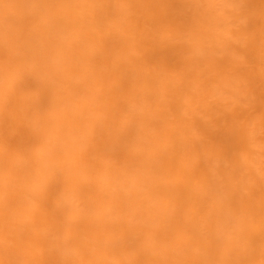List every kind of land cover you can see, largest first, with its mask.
<instances>
[{
    "label": "clouds",
    "instance_id": "9594fccd",
    "mask_svg": "<svg viewBox=\"0 0 264 264\" xmlns=\"http://www.w3.org/2000/svg\"><path fill=\"white\" fill-rule=\"evenodd\" d=\"M0 264H264V0H0Z\"/></svg>",
    "mask_w": 264,
    "mask_h": 264
},
{
    "label": "bare ground",
    "instance_id": "6f19581e",
    "mask_svg": "<svg viewBox=\"0 0 264 264\" xmlns=\"http://www.w3.org/2000/svg\"><path fill=\"white\" fill-rule=\"evenodd\" d=\"M193 176H195V170H193ZM109 189L105 188V192H108ZM148 193L142 192V191H137L136 193H134V197L138 200L140 198H147ZM108 206H121L119 201L116 200H108L106 201L104 204L101 205L98 214H97V218H96V222L98 225L103 226L104 224V216H105V209Z\"/></svg>",
    "mask_w": 264,
    "mask_h": 264
}]
</instances>
